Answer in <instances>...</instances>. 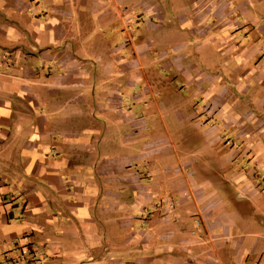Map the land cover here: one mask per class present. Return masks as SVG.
Segmentation results:
<instances>
[{"label":"crops","instance_id":"crops-1","mask_svg":"<svg viewBox=\"0 0 264 264\" xmlns=\"http://www.w3.org/2000/svg\"><path fill=\"white\" fill-rule=\"evenodd\" d=\"M254 1L0 0V264H264Z\"/></svg>","mask_w":264,"mask_h":264},{"label":"rangeland","instance_id":"rangeland-1","mask_svg":"<svg viewBox=\"0 0 264 264\" xmlns=\"http://www.w3.org/2000/svg\"><path fill=\"white\" fill-rule=\"evenodd\" d=\"M227 1H228V5H227L228 18L230 19V21L236 23L237 19L239 17H241V15L237 13L236 5L234 3H230V0H227ZM248 1H249V6H251L249 8L254 9V6H257L256 1H254V0H248ZM236 13H237V15H236Z\"/></svg>","mask_w":264,"mask_h":264},{"label":"built area","instance_id":"built-area-1","mask_svg":"<svg viewBox=\"0 0 264 264\" xmlns=\"http://www.w3.org/2000/svg\"><path fill=\"white\" fill-rule=\"evenodd\" d=\"M25 257L31 258V253H28L27 255H25L23 253V254L18 255L16 257L10 255V256L6 257L5 262L7 264H28L27 259Z\"/></svg>","mask_w":264,"mask_h":264}]
</instances>
